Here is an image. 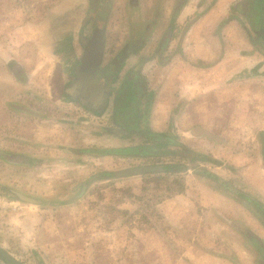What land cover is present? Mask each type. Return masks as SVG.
Masks as SVG:
<instances>
[{"label": "crops", "instance_id": "crops-1", "mask_svg": "<svg viewBox=\"0 0 264 264\" xmlns=\"http://www.w3.org/2000/svg\"><path fill=\"white\" fill-rule=\"evenodd\" d=\"M103 4L110 13L99 22L92 13L94 0H0V122L5 115L8 130L28 127L27 120L36 117L25 108L32 100L30 90L38 93L41 103L56 105L66 115L76 117L79 109L103 121L106 139L131 135L150 153L161 139L171 138L170 144L182 151L169 150L168 155L184 156L190 163V168L176 166L186 172L185 190L165 197L151 213L149 207L142 209L147 198L139 194L123 208H90L88 213L97 219L85 228L72 219L61 220L58 214L50 217L40 204L27 205L0 194V248L12 257L36 254L38 264H219L220 258L251 264L246 260L256 252L241 242L232 248L243 256L238 260L201 249L210 247L204 234L211 226L222 231L229 222L240 234L242 230L252 233V240L264 251L254 232L262 225L256 210L264 214V48L260 45L264 0H109ZM127 15L138 23L129 41ZM97 26L104 29V49L97 65L105 74L99 82L91 81L88 69L82 68ZM78 72L85 74L82 82L71 77ZM129 77L132 82L123 88ZM85 81L93 82L97 90L86 87ZM130 89L137 91L134 120L118 115L116 108ZM19 110L29 118L19 121L13 114ZM43 120L36 133L50 128L49 121ZM100 139L90 136L82 141L88 145L67 150L92 161H113L122 157L95 158L82 150L136 146ZM0 150L15 151L10 146L3 149L1 140ZM150 156L140 160L154 157ZM174 166L161 165L160 173ZM154 216L167 227L171 240L150 220ZM105 217L109 218L106 226L101 222ZM208 219L211 226L204 223ZM11 239L18 247H12Z\"/></svg>", "mask_w": 264, "mask_h": 264}, {"label": "rangeland", "instance_id": "rangeland-1", "mask_svg": "<svg viewBox=\"0 0 264 264\" xmlns=\"http://www.w3.org/2000/svg\"><path fill=\"white\" fill-rule=\"evenodd\" d=\"M97 1L98 3H104L109 0H94V3L97 4ZM98 8L99 7L96 6V9ZM93 11H95V9ZM255 14L257 16L256 10ZM252 16H254V12H252ZM101 20H103V18H100L99 22H101ZM126 20L127 23L124 22V24H126L125 27L127 28L126 31L128 33H126L125 36L129 38V41L134 38L131 34L132 31L136 30V25L138 23L133 16L128 18L127 15ZM148 22L149 21L145 22L144 28L148 26ZM121 28L122 25H119V30ZM133 35L137 36L138 34L133 33ZM260 45L264 48V42H260ZM97 64L98 63L95 65ZM87 69V73L96 71L97 75L100 73V75L104 76L105 74V72L103 70H99V68ZM77 78L78 73H76L72 79L75 82ZM117 79L118 81L122 80L120 76ZM129 82H132V78L130 77L128 78V81L126 80L124 82L125 87H122L127 88L126 86ZM27 92L30 94V98L32 100L25 108L36 114V117L32 118L31 121L27 120L26 123L28 127L24 128V126H21L16 129L8 130L5 125L9 117L5 115L1 116L0 140L3 142V149H8L10 146L14 148L15 151L12 153L11 151L0 150V185L23 194L30 199H34L32 204H40L38 206L42 208L41 210L48 211L50 217L57 218L58 214V218L61 220L66 221L67 219H72L75 224L81 228H85L91 223H94V219H97L95 217H91L92 215L88 213V210H92L93 208L97 210L123 208L127 204L130 196H136V194H139L140 196L144 195V198H147V201H144L141 206L142 209L148 210V205L150 210L148 212L151 213V211L155 209L154 206L158 203V201L161 198H165L169 193L165 191L167 182L164 180L157 182L155 180L148 181L147 179H155L159 176H171V178L169 177L171 180L175 179L178 182L180 180H184L186 174L185 170L182 168L180 171H177L178 169L176 166L183 165V167L186 166V168H190L189 161L185 159L184 156L162 155L164 151H180L178 148H174V146L170 144L171 142H168V140L170 141L171 139L168 137L161 140L160 144L155 145L154 151L150 152V154L154 155V157L152 156V158H146L143 160H140V157H131L126 159L119 158L120 160H115L114 158L113 161H108L109 159L104 158L92 161L91 159H86L82 156L69 152L67 148H71V146L88 145V143H84L82 141L90 136H93L97 142H99L98 139L101 138V143L109 139L105 138V134L107 132L102 126V124H104L103 121L100 122V120L95 119L93 116H90L87 113H84L83 110L79 109L76 112L78 115L76 117L74 115H66L65 111L59 109L56 105H44V101L41 103L36 91L27 90ZM135 94H137L135 91L131 89L127 90V94L123 95V98L125 99L123 104H117L116 108H119L118 115L131 118L130 120L135 119L136 108L134 102L137 100V96H135ZM75 107L78 108V106ZM11 112L13 113V111ZM22 112V110H19L18 113H13L16 118L20 119L19 121L23 118H29L24 117ZM83 116H86L85 118L87 121L84 122ZM42 118L49 121L48 124L50 125V128L36 133V130H38V127L41 125V120H43ZM35 124L36 126H34ZM21 132L24 134L19 135ZM118 138L119 137L114 136L113 139L109 140H112L113 143L121 142L123 140L125 142L130 141L131 144L136 145L134 147L139 148V153L142 152V149L144 148L141 146L142 143H139V141H141L139 138H132L131 135L127 138L124 137L123 140L120 138L119 140ZM105 143L110 142L107 140ZM62 148L66 150L60 151ZM145 151L148 153L149 150L146 148L144 149V152ZM161 165L175 166L173 168L169 167L170 171L166 173L153 172L144 175H134L131 178L114 176L113 178H110V181H107V183L106 181L96 179L102 173L111 170H113L112 172L117 173L132 168ZM144 187H146V190L142 191V188ZM172 188L177 189L176 185ZM224 191L227 192V189ZM0 194L23 204L28 205L31 203L15 199L13 198V194H8L5 191L0 190ZM245 203L248 204L247 202ZM132 208L135 207L132 206ZM68 210L74 211V213L67 212ZM80 210L83 212H80ZM256 212L259 214L258 217H260L262 225H260L261 228L256 227L259 231L254 232L260 238L264 247V214L261 216L258 210H256ZM154 217L155 218L150 220L157 222L158 226L165 231L164 237L167 241L171 240V238H169L170 234L167 232V227L164 226L162 220L156 216ZM146 218L149 219L148 217ZM108 219L109 218L105 217V222L101 220L99 221L102 222V225L106 226ZM222 222L226 223L224 220H222ZM204 223L210 224L212 223V220L208 219ZM220 228L221 227L218 226H211L210 232L204 234L205 239L208 238L206 245L210 247L205 246L201 249L202 251L215 252L218 256L221 255L223 257L226 256L232 258V256H235L236 260H238V257L243 258V256L241 257L240 254L235 253L232 248L237 245L238 242H241L246 246H252L254 252H256L254 253L255 256L253 255L249 257L246 261L251 264H264V251L260 248L262 246H259L256 241H253V238H251L249 234H240L233 226H231L229 222L227 227H223V229L225 228V232H223V229L220 231ZM11 240L13 241L12 247H18V243L14 241L15 239ZM195 243H197V241ZM7 251L9 252V250ZM83 254H86V252ZM178 255H180V253L179 250L176 249L175 256ZM13 258L22 264H38L39 261L36 254L33 253H29L27 255L23 254ZM218 261L220 262L219 264H231V262H225L223 258H220ZM0 264L7 263L0 258Z\"/></svg>", "mask_w": 264, "mask_h": 264}, {"label": "trees", "instance_id": "trees-1", "mask_svg": "<svg viewBox=\"0 0 264 264\" xmlns=\"http://www.w3.org/2000/svg\"><path fill=\"white\" fill-rule=\"evenodd\" d=\"M96 72V71H95ZM103 76L102 75H100V73H99V75H97V81L99 82V80L102 78ZM122 89V88H121ZM121 89H119V91L121 90ZM136 93H137V91H136V89L134 90ZM135 96H136V94H135ZM124 98L122 97V104H123V102H124ZM135 103V108H136V104H137V100L134 102ZM121 107V106H120ZM119 109V108H118ZM135 118V117H134ZM118 123V125H120L119 124V122H117ZM132 131L133 130H135V129H131ZM161 140H163V139H161ZM168 142H170L169 140H168ZM143 148V147H142ZM146 148H148L149 149V147H144L143 149H142V152H140L139 153V148L138 147H128V148H117V149H104V148H100V147H93V148H88V149H84V150H82V153H84V154H87V155H90V156H93V157H95V158H99V157H104V156H108V155H115V156H118V157H122V158H131V157H144V156H150L151 154L150 153H147L146 151L144 152V149H146ZM151 150V149H150ZM168 151L167 152H163L162 153V155H168ZM181 168L182 167H179L178 168V170L177 171H180L181 170ZM168 168H166V172H169L168 170H167ZM165 172V171H164ZM115 176V172H104V173H102L101 175H99L96 179L97 180H102V179H110V178H113ZM171 178V176H159V177H157V178H155V179H150V178H148L147 180L149 181V180H155V181H157V182H159V181H165V182H167V186H166V188H165V191L166 192H168L169 194L166 196V197H170V196H172V195H174L175 193H177V194H181V193H183L184 192V190H185V187H184V180H180L179 182L177 181V180H171L170 178ZM176 185V188L177 189H175V188H172L173 186H175ZM178 186V187H177ZM0 190L1 191H5V192H7L8 194H13V198H15V199H18V200H20V201H22V202H33V200L34 199H30L29 197H27V196H25V195H23V194H20V193H18V192H16V191H14V190H11V189H9V188H7V187H4V186H1L0 185ZM145 191L146 190V187H144V188H142V191ZM82 193V192H81ZM132 197H136L135 195H131L130 196V198H132ZM143 198V197H142ZM164 198H161L159 201H158V203H160L162 200H163ZM32 200V201H31ZM144 202H142V204H143ZM145 205V204H144ZM143 205V206H144ZM147 207H149L148 205H147ZM113 209H116V208H113ZM110 210H112V209H110Z\"/></svg>", "mask_w": 264, "mask_h": 264}, {"label": "water", "instance_id": "water-1", "mask_svg": "<svg viewBox=\"0 0 264 264\" xmlns=\"http://www.w3.org/2000/svg\"><path fill=\"white\" fill-rule=\"evenodd\" d=\"M104 49V29L96 28L87 47L82 61V67L86 68L90 65L99 64ZM163 168L161 166H143L139 168H132L115 173L117 177H128L134 175H141L153 172H161ZM0 258H2L7 264H22L15 258H13L8 252L0 248Z\"/></svg>", "mask_w": 264, "mask_h": 264}, {"label": "flooded vegetation", "instance_id": "flooded-vegetation-1", "mask_svg": "<svg viewBox=\"0 0 264 264\" xmlns=\"http://www.w3.org/2000/svg\"><path fill=\"white\" fill-rule=\"evenodd\" d=\"M96 1V0H95ZM104 6V4H103V2H100V3H98V1H97V4L96 3H94V6H98L99 8L98 9H96L95 11H92V13H94L93 15H95L96 16V19L98 18V20L100 19V18H103V21H105V18H106V16L108 15V13H110V10L109 9H107V8H102L101 6ZM107 6H109V4L107 5ZM92 13H91V15L90 16H92ZM100 26H97V27H95V29L96 28H99ZM81 45L82 44H84L83 43V41L81 40ZM85 45V44H84ZM88 45V44H87ZM87 47V46H86ZM86 50V49H85ZM98 66L99 65H90V66H88V67H86V68H98ZM82 68H84V67H82ZM82 70V69H81ZM92 73H94V74H92ZM90 72V73H87V74H90L89 75V77L88 78H90V80L91 81H94L95 80V78H97V74H96V72ZM76 75V73L75 74H73L71 77H74ZM19 78H21L20 76H22V75H20V74H18L17 75ZM84 77H85V74H80V72H78V78H77V82H78V80L80 79V82H82V79H84ZM92 84H93V82H91V84L89 83V82H87L86 83V81H85V85H88V86H86V87H88V88H90L91 90H97L96 88H94V87H92ZM102 92V91H101ZM103 93V92H102ZM242 234H248L247 232H245L244 230H242V232H241ZM249 235L251 236V237H253V238H255L254 237V235L252 234V233H249ZM257 241L259 240V239H256ZM260 241V240H259ZM258 241V242H259Z\"/></svg>", "mask_w": 264, "mask_h": 264}, {"label": "built area", "instance_id": "built-area-1", "mask_svg": "<svg viewBox=\"0 0 264 264\" xmlns=\"http://www.w3.org/2000/svg\"><path fill=\"white\" fill-rule=\"evenodd\" d=\"M3 199L0 198V203L2 202Z\"/></svg>", "mask_w": 264, "mask_h": 264}]
</instances>
